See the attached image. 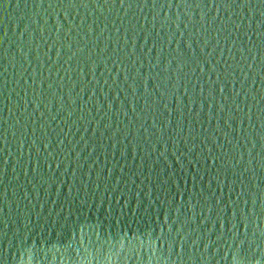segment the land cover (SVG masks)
I'll use <instances>...</instances> for the list:
<instances>
[{
    "label": "water",
    "instance_id": "1",
    "mask_svg": "<svg viewBox=\"0 0 264 264\" xmlns=\"http://www.w3.org/2000/svg\"><path fill=\"white\" fill-rule=\"evenodd\" d=\"M0 264H264V0H0Z\"/></svg>",
    "mask_w": 264,
    "mask_h": 264
}]
</instances>
